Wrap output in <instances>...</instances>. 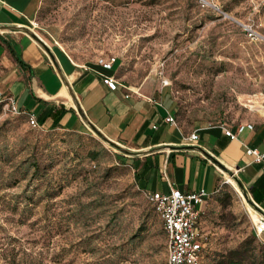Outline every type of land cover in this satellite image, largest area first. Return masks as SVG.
Masks as SVG:
<instances>
[{
	"label": "rangeland",
	"instance_id": "374dc122",
	"mask_svg": "<svg viewBox=\"0 0 264 264\" xmlns=\"http://www.w3.org/2000/svg\"><path fill=\"white\" fill-rule=\"evenodd\" d=\"M38 1L27 27L52 50L85 66L115 57L120 82L169 93L186 133L264 123V0H224L221 12L194 0ZM120 147L87 126L30 128L0 102V264H166L161 221ZM220 176L219 245L209 238L202 264L245 242L264 249L237 184Z\"/></svg>",
	"mask_w": 264,
	"mask_h": 264
},
{
	"label": "crops",
	"instance_id": "0c3cea01",
	"mask_svg": "<svg viewBox=\"0 0 264 264\" xmlns=\"http://www.w3.org/2000/svg\"><path fill=\"white\" fill-rule=\"evenodd\" d=\"M38 3V0H0V25L28 26ZM52 53L70 91L47 54L32 39L18 31L0 32V91L13 98L26 119L33 115L43 129L83 133L86 125L73 98L105 138L137 153L133 163L143 191L167 193L177 189L189 193L203 189L209 194L197 208L200 213L197 230L210 238L212 245H219L214 199L221 171L207 154L234 173L252 202L264 213L261 164L245 154L246 148L264 153L261 120L254 117L246 122L253 125L252 130L244 129L235 140L224 136V126L186 133L177 124L172 126L164 121L175 113L173 100L165 89L153 90L149 82L139 87L126 86L116 77L117 61L109 72L96 63L77 64L61 51ZM104 76H114L125 88L108 90ZM193 132L198 139L189 142L187 137ZM251 211L256 219L258 214ZM260 240L264 245V233Z\"/></svg>",
	"mask_w": 264,
	"mask_h": 264
},
{
	"label": "built area",
	"instance_id": "2783aa9c",
	"mask_svg": "<svg viewBox=\"0 0 264 264\" xmlns=\"http://www.w3.org/2000/svg\"><path fill=\"white\" fill-rule=\"evenodd\" d=\"M201 9H209L221 12V2L224 0H195ZM249 37H254V32L246 29ZM116 62L115 57L100 58L96 64L104 71H112ZM1 76V68H0ZM103 83L110 91L117 90L118 87L125 88L119 84L114 76H104ZM163 85L167 83L163 81ZM0 102H6V107L13 114L21 115L18 107L10 96H5L0 91ZM165 123L176 126V120L172 115L165 118ZM27 122L30 128L39 129L40 124L33 115L27 116ZM252 130L251 123L239 124L232 128H223V134L230 140L237 139V135L244 129ZM198 139L196 132L191 133L187 140L194 142ZM245 154L253 157L255 163L261 164V173L264 175V153L256 149L246 148ZM145 198L153 208L155 214L161 221L162 229L167 239V263L166 264H200L202 253L207 248V239L204 234L197 230V222L200 217L198 207L206 201L209 194L200 189L196 192L182 193L177 189H171L167 193L145 192ZM259 215V214H258ZM252 221V220H251ZM253 232L256 237L264 233V218L259 215V219L252 221Z\"/></svg>",
	"mask_w": 264,
	"mask_h": 264
},
{
	"label": "water",
	"instance_id": "95a60500",
	"mask_svg": "<svg viewBox=\"0 0 264 264\" xmlns=\"http://www.w3.org/2000/svg\"><path fill=\"white\" fill-rule=\"evenodd\" d=\"M9 31H18V32H22L24 34H26L30 39H32L49 57V59L51 60V62L53 63L54 67L58 70V74L60 79L62 80L64 86L68 89V91H70L69 89V84L66 81L64 75L62 74L55 58L54 55L52 53L51 48L33 31L31 30L29 27L27 26H22V25H0V32H9ZM71 95V94H70ZM72 97V96H71ZM75 108L81 118V120L84 122V124L91 129L101 140H103L106 144H109L117 149H122L118 144L108 140L107 138H105L85 117L83 111L81 110L80 106L78 105V103H76L74 101V99L72 98ZM130 153L134 156L137 155V153L134 152H127ZM207 157H209V159L214 162L218 168H220V170L226 172L228 174V176L230 178H232L234 180V182L237 184L238 188L240 189L242 195L244 196L245 200L247 201V203L249 204L250 208L252 210H254L257 214H259L261 217L264 218V213L262 212V210L256 206L252 200L250 199V197L248 196V193L246 192V190L244 189V187L242 186V184L240 183V181L238 180V178L234 175L233 172H231L230 170L224 168L222 165H220L218 162H216V160H214V158L212 156H210L209 154H207Z\"/></svg>",
	"mask_w": 264,
	"mask_h": 264
},
{
	"label": "trees",
	"instance_id": "16d2710c",
	"mask_svg": "<svg viewBox=\"0 0 264 264\" xmlns=\"http://www.w3.org/2000/svg\"><path fill=\"white\" fill-rule=\"evenodd\" d=\"M62 93L64 95L66 94L64 91H62ZM23 117L25 118V116H23ZM90 155L93 159H95L94 153H91ZM218 192H219V190L216 193H218ZM216 197H217V195H216ZM153 212H154V210H153ZM206 239H207V244L209 245L210 241H209V238L207 236H206ZM208 245H207V248L202 253V258H201L200 264H202V262L205 258V255H206L207 251L209 250ZM212 264H264V249H260L259 252L257 253V252H255L254 249L250 248L249 242H245L241 246H239L235 249H230V250L225 251V252L217 253L214 257V260L212 261Z\"/></svg>",
	"mask_w": 264,
	"mask_h": 264
},
{
	"label": "bare ground",
	"instance_id": "6f19581e",
	"mask_svg": "<svg viewBox=\"0 0 264 264\" xmlns=\"http://www.w3.org/2000/svg\"><path fill=\"white\" fill-rule=\"evenodd\" d=\"M64 90V89H63ZM64 92H65V90H64ZM66 93V92H65ZM229 170V169H228ZM221 172H222V170H220ZM228 178H230L229 176H227ZM231 179V178H230ZM232 180V179H231ZM233 181V180H232ZM250 208V207H249ZM251 209V208H250ZM254 211V210H253ZM250 217V216H249ZM257 219H259V215L257 216V218L255 219V220H252V221H256Z\"/></svg>",
	"mask_w": 264,
	"mask_h": 264
}]
</instances>
